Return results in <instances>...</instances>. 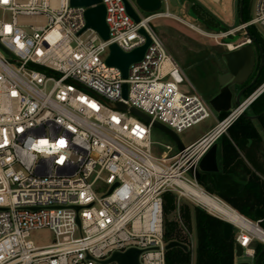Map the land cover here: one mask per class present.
I'll return each instance as SVG.
<instances>
[{
	"label": "built area",
	"instance_id": "obj_1",
	"mask_svg": "<svg viewBox=\"0 0 264 264\" xmlns=\"http://www.w3.org/2000/svg\"><path fill=\"white\" fill-rule=\"evenodd\" d=\"M102 4L107 41L84 30L87 8L71 0H0V264H119L109 261L131 249L140 251V264H167V192L177 195L178 208L187 198L221 218L187 193L185 185L205 190L189 171L264 94V82L185 150L166 145L158 157L153 122L180 134L214 112L185 84L183 69L151 24L170 17L168 11L146 14L135 0ZM253 8L249 21L218 36L264 29V0ZM141 29L151 43L125 79L107 63L110 47L130 53L143 46ZM121 102L153 122L115 108ZM241 216L264 232L262 220ZM178 220L183 225L179 213ZM233 225L243 256L255 260L253 245L264 239ZM44 229L55 242L37 246L32 233Z\"/></svg>",
	"mask_w": 264,
	"mask_h": 264
},
{
	"label": "trees",
	"instance_id": "obj_2",
	"mask_svg": "<svg viewBox=\"0 0 264 264\" xmlns=\"http://www.w3.org/2000/svg\"><path fill=\"white\" fill-rule=\"evenodd\" d=\"M242 1V0H241ZM250 0H244L243 18L249 21ZM202 6L195 4L194 11H199ZM203 10V9H202ZM205 16L209 17L215 25L220 22L209 11L205 10ZM217 21V22H216ZM222 26V25H221ZM264 49L261 38L251 30ZM264 80L263 78L260 82ZM254 87L249 91V93ZM264 94L251 106L250 115H261L257 121L240 117L228 130L229 138L224 135L220 170L217 173H202L199 184L211 195L218 197L241 215L252 221H258L255 216L257 209L264 211V180L260 166L258 152L261 150L264 138ZM227 113L219 115L222 120ZM259 124L261 131L257 127ZM241 152L254 169L249 167L241 156ZM181 215L183 225L178 220ZM164 218L166 242L178 241L190 247L188 231H192L193 223L196 224L197 246L195 264H236L235 246L236 234L233 233L230 240L224 237V221L206 212L201 207L191 206L182 202L178 208V197L175 193L164 194ZM260 226L264 229V219ZM256 257L260 256L259 264H264V245L254 243ZM167 264H192V251H185L175 247L167 251Z\"/></svg>",
	"mask_w": 264,
	"mask_h": 264
},
{
	"label": "rangeland",
	"instance_id": "obj_3",
	"mask_svg": "<svg viewBox=\"0 0 264 264\" xmlns=\"http://www.w3.org/2000/svg\"><path fill=\"white\" fill-rule=\"evenodd\" d=\"M178 1L179 4L177 6H167V4L164 3L162 9V12H171L174 17L156 18L151 24L165 43L169 52L183 69L186 76L185 84L191 91L195 90L198 92L208 103V101L219 92L220 86L218 83V76L227 72L223 54L230 51L229 48L232 49L233 46L235 47L234 42L226 41V37H219L218 35L233 30L240 25L241 0H220L219 3L214 0H196L197 3H200L205 9L214 14V17L222 25L220 30H210L200 24L191 11V0ZM253 7H255V2ZM253 11L254 8L251 14ZM251 14L249 15V19L251 18ZM251 30L261 38L264 44V29L254 26ZM242 34L243 31L235 32L237 40ZM230 37L233 38V36ZM250 110L251 108L247 113H250ZM218 121L221 120L219 116L214 113L211 118L180 133L179 137L187 146L210 131L216 126ZM256 124L261 131L259 124ZM152 139L155 142L153 146L154 154L158 157L166 150V145H171L175 150H178L173 139L157 128L153 129ZM188 177L192 178L191 175H188ZM183 201L191 206H197L196 203L190 199L185 198ZM234 233L237 234L238 230L235 229ZM191 235L192 264H195L197 246L195 222L193 223ZM55 239L53 232L48 229L35 231L31 236V240L37 246L52 244L55 242ZM236 260L237 263L248 264H254L255 261L246 255L236 258Z\"/></svg>",
	"mask_w": 264,
	"mask_h": 264
},
{
	"label": "water",
	"instance_id": "obj_4",
	"mask_svg": "<svg viewBox=\"0 0 264 264\" xmlns=\"http://www.w3.org/2000/svg\"><path fill=\"white\" fill-rule=\"evenodd\" d=\"M137 6L146 14H157L161 13L164 7L165 0H135ZM170 5L177 6L179 4L178 0H168ZM73 6L85 7L87 8L86 12V21L87 25L84 30L92 28L96 30L104 40L110 39V30L106 22V8L102 4V0H71ZM255 0H250V10L252 11ZM243 8L244 0L241 1L240 5V21L241 25H244L246 21L243 18ZM127 9L129 14L135 19L136 22H140V18L131 5L127 2ZM252 17V14H251ZM141 34L147 37V42L135 49L130 53L123 52L116 44L111 45L110 47V57L107 60L108 65L113 67H118L122 72L125 79L129 76V68L134 63H139L144 58L145 52L149 47L151 40L147 36L144 29L140 30ZM225 33V32H224ZM230 36H233L230 37ZM226 41H232L235 43V49H232L223 54V59L227 67V72L220 74L218 76V83L220 86L219 92L213 96L208 104L214 113L218 116L222 113H231L234 109V106H239L242 103L245 93L251 89L264 66V49L262 45L258 42L257 38L252 35L250 29L245 27L243 34L240 38L231 34L226 37ZM251 40V43L247 41ZM260 58V66L257 73V76L250 82L255 68L257 65V57ZM236 90V91H235ZM124 99L127 100L128 97V85L124 84L123 87ZM115 108L121 111H129L132 114L138 116L147 123H152L151 117L145 115L141 111L135 108H128L124 102L117 103ZM264 115V112L262 113ZM243 116L247 117L250 120L257 121L261 115H250L244 113ZM155 128L169 135L175 144L177 145L178 150L183 151L186 148V145L182 142L179 137V134L174 132L169 127L155 121L153 122ZM219 160H218V144H214L208 153L202 158L198 166L193 167L189 174L191 177L195 178L198 182L200 181L202 173H217L219 172ZM76 210H79V207H76ZM255 216L263 220L264 211L262 209H257ZM224 221V237L226 240H230L234 233V225L226 221L223 218H220ZM77 222L80 223V220L77 219ZM175 247H180L185 251H189V247L178 241H171L167 245V250H170ZM264 252V247H263ZM139 254L140 251L131 249L124 254L116 253L110 259L109 262L116 261L119 264H140L139 263ZM243 256V248L236 244L235 246V257L239 258ZM260 256L258 255L255 258L254 264H259ZM237 264H248V263H237Z\"/></svg>",
	"mask_w": 264,
	"mask_h": 264
},
{
	"label": "bare ground",
	"instance_id": "obj_5",
	"mask_svg": "<svg viewBox=\"0 0 264 264\" xmlns=\"http://www.w3.org/2000/svg\"><path fill=\"white\" fill-rule=\"evenodd\" d=\"M166 16H169L166 14ZM187 193L190 194L197 202L204 205L209 211L220 216L221 218L233 224L243 226L251 231L254 235L264 239V232L257 226L245 221L241 214L231 209L226 204L220 202L205 190H197L189 185H185Z\"/></svg>",
	"mask_w": 264,
	"mask_h": 264
},
{
	"label": "flooded vegetation",
	"instance_id": "obj_6",
	"mask_svg": "<svg viewBox=\"0 0 264 264\" xmlns=\"http://www.w3.org/2000/svg\"><path fill=\"white\" fill-rule=\"evenodd\" d=\"M191 11H192V13L195 15V17L197 18V20L200 22V24L201 25H203L204 27H206L207 29H210V30H220L221 29V25H218V26H215L212 22H211V20H210V18L209 17H207V16H205L204 15V13H205V8H203L202 7V9H200L199 11H194L193 10V6L195 5V4H198L197 2H195L194 0H191ZM218 21V20H217ZM216 21V22H217ZM219 22V21H218ZM259 66H260V58H259V56L257 57V65H256V68H255V72H254V74H253V76H252V78L250 79V81L248 82V83H250L256 76H257V73H258V70H259ZM263 74H264V66H263V68H262V70H261V72H260V74H259V76H258V78H257V81H256V83H255V85L253 86L254 87V89L249 93V91L253 88H251V89H249L246 93H245V95H244V98L245 97H247V96H249L255 89H257L263 82H264V80L262 81V82H260L261 81V79L263 78Z\"/></svg>",
	"mask_w": 264,
	"mask_h": 264
},
{
	"label": "crops",
	"instance_id": "obj_7",
	"mask_svg": "<svg viewBox=\"0 0 264 264\" xmlns=\"http://www.w3.org/2000/svg\"><path fill=\"white\" fill-rule=\"evenodd\" d=\"M215 2H217V3H219L220 2V0H214ZM195 2H196V0H195ZM199 2V1H198ZM199 5H201L200 3H198ZM202 6V5H201ZM203 7V6H202ZM204 8V7H203ZM205 10H207V9H205ZM208 11V10H207ZM171 15H170V17H174V15L171 13V12H169ZM211 13V12H210ZM212 14V13H211ZM212 15H214V14H212ZM226 136H227V138H229V135H228V133L226 134ZM218 160H219V168H220V164H221V155H222V146H223V141H222V139H220L219 141H218ZM241 156L244 158V160H245V162L247 163V165L249 166V167H251L252 169H254L253 167H252V165L249 163V161L245 158V156H244V154L241 152ZM258 156L260 157V161H259V163H260V166L262 167V171H263V174H260V173H258L259 175H260V177L264 180V138H263V144H262V146H261V150L258 152ZM236 264H237V260H236Z\"/></svg>",
	"mask_w": 264,
	"mask_h": 264
},
{
	"label": "snow or ice",
	"instance_id": "obj_8",
	"mask_svg": "<svg viewBox=\"0 0 264 264\" xmlns=\"http://www.w3.org/2000/svg\"><path fill=\"white\" fill-rule=\"evenodd\" d=\"M61 146L63 145V141H60Z\"/></svg>",
	"mask_w": 264,
	"mask_h": 264
}]
</instances>
